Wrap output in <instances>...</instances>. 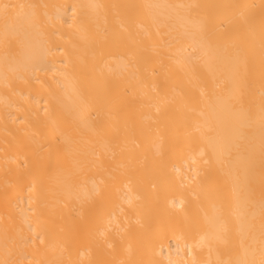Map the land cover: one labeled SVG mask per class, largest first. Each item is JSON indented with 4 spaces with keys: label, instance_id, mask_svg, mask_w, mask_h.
Segmentation results:
<instances>
[{
    "label": "bare ground",
    "instance_id": "bare-ground-1",
    "mask_svg": "<svg viewBox=\"0 0 264 264\" xmlns=\"http://www.w3.org/2000/svg\"><path fill=\"white\" fill-rule=\"evenodd\" d=\"M0 264H264V0H0Z\"/></svg>",
    "mask_w": 264,
    "mask_h": 264
},
{
    "label": "rangeland",
    "instance_id": "rangeland-1",
    "mask_svg": "<svg viewBox=\"0 0 264 264\" xmlns=\"http://www.w3.org/2000/svg\"><path fill=\"white\" fill-rule=\"evenodd\" d=\"M193 14H194L195 19L200 17L199 16V11L195 7L193 8Z\"/></svg>",
    "mask_w": 264,
    "mask_h": 264
}]
</instances>
